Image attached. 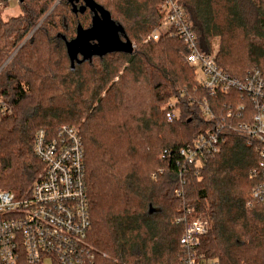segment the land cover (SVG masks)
Segmentation results:
<instances>
[{"label": "trees", "instance_id": "trees-1", "mask_svg": "<svg viewBox=\"0 0 264 264\" xmlns=\"http://www.w3.org/2000/svg\"><path fill=\"white\" fill-rule=\"evenodd\" d=\"M19 0L0 13V99L12 107L0 122V188L29 191L43 169L33 149L37 130L79 129L85 146L93 264H183L187 219L202 214L199 249L219 264H264V202L252 201L258 155L249 137L224 130L221 150L203 165H183L181 146L212 126L192 99L196 70L177 36L147 39L163 0H95L124 29L133 53L110 51L72 63L66 41L90 27L83 0ZM10 0H0L8 6ZM200 49L227 72L258 67L264 75V0H181ZM76 8V9H75ZM81 60V61H78ZM178 97L180 117L164 106ZM226 95L210 97L221 114ZM167 151V157H163ZM190 209V212L188 210Z\"/></svg>", "mask_w": 264, "mask_h": 264}, {"label": "built area", "instance_id": "built-area-1", "mask_svg": "<svg viewBox=\"0 0 264 264\" xmlns=\"http://www.w3.org/2000/svg\"><path fill=\"white\" fill-rule=\"evenodd\" d=\"M177 36L187 47L185 61L196 71L197 87L205 95L192 99L212 126L178 150L183 165L199 167L221 150L226 128L245 133L256 149L257 182L252 201L264 202V75L251 67L234 75L221 67L217 53L200 49L193 23L181 0H163L161 19L147 39ZM200 74V76H198ZM226 95L217 113L210 97ZM168 121L180 117L178 97L164 106ZM12 107L0 99V122ZM33 149L43 169L29 191L17 194L0 188V264H93L94 251L88 241L91 230L90 200L86 185L85 146L79 129L62 125L55 133L39 129ZM164 151L163 157H167ZM190 212V209L188 210ZM208 230L202 214L187 219L180 238L183 264H219L199 249L200 237Z\"/></svg>", "mask_w": 264, "mask_h": 264}, {"label": "water", "instance_id": "water-1", "mask_svg": "<svg viewBox=\"0 0 264 264\" xmlns=\"http://www.w3.org/2000/svg\"><path fill=\"white\" fill-rule=\"evenodd\" d=\"M69 1L74 3L79 0ZM83 1L85 6L89 7L94 13L93 24L88 28L78 25L76 38L66 41L72 63L77 59L79 53L83 55L84 59L93 55H103L110 51L133 53V44L130 40L122 38L121 34L124 29L112 18L111 13L95 0Z\"/></svg>", "mask_w": 264, "mask_h": 264}, {"label": "rangeland", "instance_id": "rangeland-1", "mask_svg": "<svg viewBox=\"0 0 264 264\" xmlns=\"http://www.w3.org/2000/svg\"><path fill=\"white\" fill-rule=\"evenodd\" d=\"M62 0H55L52 4H51V8H49L48 12L44 15V17L42 18L41 22L43 20H45L47 18V16L55 9L57 8V6L60 5V2ZM21 6H19V0H10L9 5L8 6H4V5H0V13L1 16L4 19L9 18L10 16H15L18 15L21 12L20 9ZM218 46V45H217ZM217 46H215L214 50L217 52ZM198 76H200V74H198Z\"/></svg>", "mask_w": 264, "mask_h": 264}]
</instances>
